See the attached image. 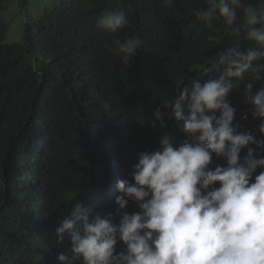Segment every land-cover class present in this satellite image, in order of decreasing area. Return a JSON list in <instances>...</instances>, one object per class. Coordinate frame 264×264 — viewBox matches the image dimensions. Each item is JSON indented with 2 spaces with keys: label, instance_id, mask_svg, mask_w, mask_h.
I'll use <instances>...</instances> for the list:
<instances>
[{
  "label": "trees",
  "instance_id": "16d2710c",
  "mask_svg": "<svg viewBox=\"0 0 264 264\" xmlns=\"http://www.w3.org/2000/svg\"><path fill=\"white\" fill-rule=\"evenodd\" d=\"M49 1L41 14L29 16L21 41L8 43L0 0V264H59V254L70 257L68 236L58 242L55 234L61 215L75 202L86 209L89 222L115 214L118 175L131 182L137 154L156 150L164 134L176 142L186 139L170 117L167 127H149L154 110L194 80L217 77L230 48L252 46L243 32L232 34L242 9L231 26L221 18L210 28L198 19L195 10L206 9L207 0H173L172 6L164 0ZM26 3L20 2L29 15ZM105 10L122 12L128 25L117 33L103 29L99 18ZM133 36L141 47L126 65L110 50L111 41ZM260 74L258 81L246 74L228 100L238 131L264 141L261 119L252 118L242 94L244 83L254 82L253 91L264 86V71ZM248 147L255 158H264V147ZM246 153L241 150V160ZM101 159L112 173L107 179ZM217 165L225 161L213 154L210 167ZM123 211L139 209L129 201ZM115 248L121 252L125 246L118 241Z\"/></svg>",
  "mask_w": 264,
  "mask_h": 264
},
{
  "label": "clouds",
  "instance_id": "9594fccd",
  "mask_svg": "<svg viewBox=\"0 0 264 264\" xmlns=\"http://www.w3.org/2000/svg\"><path fill=\"white\" fill-rule=\"evenodd\" d=\"M164 3L172 6L173 0ZM207 5L196 9L195 15L210 28L221 18L225 25H233L237 10L242 9L241 24L232 34L240 37L243 32V39L252 46L243 51L230 48L217 77L194 80L154 110L149 127H167L165 118L170 117L186 139L176 142L164 134L156 150L137 154L131 182L118 175L115 214L97 215L89 222L86 209L75 202L61 215L55 234L58 242L68 236L71 256L59 254V264L78 260L83 264H264V158H255L248 147H264V141L238 131L239 123H233L236 109L228 100L246 74H253L255 81L261 79L264 5H246L242 0H207ZM128 23L122 12L105 10L99 18V26L110 33ZM111 44L110 50L121 54L128 65L141 40L133 36ZM254 84L244 83L242 94L251 105L252 118L261 119L259 132L264 135V86L253 91ZM213 154L225 165L211 168ZM109 157L115 165L116 160ZM105 166L109 170L101 159V173L107 179L112 173L105 172ZM257 169L262 171L254 176ZM129 201L139 211H123ZM77 222L80 226L74 229ZM118 241L124 251L116 252Z\"/></svg>",
  "mask_w": 264,
  "mask_h": 264
},
{
  "label": "rangeland",
  "instance_id": "374dc122",
  "mask_svg": "<svg viewBox=\"0 0 264 264\" xmlns=\"http://www.w3.org/2000/svg\"><path fill=\"white\" fill-rule=\"evenodd\" d=\"M21 0H4V11L2 17L9 24L8 32L5 37V42H20L23 28L25 24L31 23V19L41 14L45 6L51 4L49 0H27L26 5H29V15L22 11ZM30 16V17H29Z\"/></svg>",
  "mask_w": 264,
  "mask_h": 264
}]
</instances>
